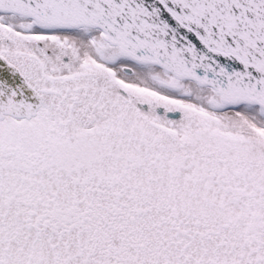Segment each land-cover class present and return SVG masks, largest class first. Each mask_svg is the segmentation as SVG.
<instances>
[{
  "label": "snow or ice",
  "instance_id": "1",
  "mask_svg": "<svg viewBox=\"0 0 264 264\" xmlns=\"http://www.w3.org/2000/svg\"><path fill=\"white\" fill-rule=\"evenodd\" d=\"M0 264H264V0H0Z\"/></svg>",
  "mask_w": 264,
  "mask_h": 264
}]
</instances>
